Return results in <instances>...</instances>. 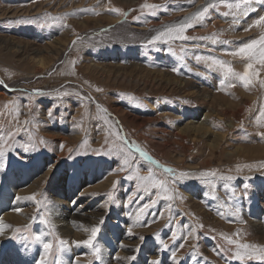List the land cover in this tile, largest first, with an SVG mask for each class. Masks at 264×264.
I'll list each match as a JSON object with an SVG mask.
<instances>
[{
    "label": "rangeland",
    "instance_id": "rangeland-1",
    "mask_svg": "<svg viewBox=\"0 0 264 264\" xmlns=\"http://www.w3.org/2000/svg\"><path fill=\"white\" fill-rule=\"evenodd\" d=\"M199 1L0 0V113H7L0 115V131L16 133L9 140L14 147L6 152L2 171L28 173L37 169L46 177L33 191L43 194L44 206L38 213L36 204L28 223H9L12 228H8V237L0 238V263L11 254L22 256L26 264H37L43 254L40 243L30 242L25 248L11 239L17 227L28 225L26 235L30 236L43 232L54 250L55 236L68 241V248L74 241L88 238L90 231L78 238L75 234L62 235L52 222V194L62 182L67 195L77 185L71 197L77 200L72 207L82 209L76 211L78 216L81 213L76 224L90 229L103 219L94 241L101 248L100 259H95L89 246L80 245L84 257L72 264H108L103 259V244L113 247L109 264H151L152 260L174 264V249L178 264H241L233 258L235 246L229 245L224 235L241 243L264 246V232L253 225L261 223L264 231V138L257 135L264 128L255 123L264 106V87L257 79L246 89L227 74L229 66L237 72L244 70L245 62L228 51L259 38V28L244 29L264 15V4L256 0L254 10L234 25L231 14L223 15L230 10L215 1L218 8L209 10L210 18L203 26L187 30L186 35L196 39L148 45L157 31L182 21L184 13ZM144 4L158 7L142 8ZM111 8L128 15L111 12ZM117 17L115 23H108ZM213 34L215 43L199 39ZM39 57L47 58L45 67L37 66ZM214 59L227 63L214 64ZM156 77L181 78L185 85L177 89L173 84L157 82ZM259 79H264V69ZM221 80L225 81L223 85ZM229 83L234 86L228 87ZM34 89L45 94L35 96ZM8 101L14 104L5 109ZM217 104L226 108L225 114H218ZM198 107H202L203 114L191 116ZM16 120L27 131H19ZM201 120L211 132L180 130L189 121ZM24 121L29 123L25 125ZM116 132L175 170L176 183H172L171 174L136 154L140 175H147L151 167L157 179L168 180V193L137 192V182L126 178L130 173L118 171L122 157L102 154L112 143H118ZM29 139L38 150L24 152L19 147ZM41 139L44 144H39ZM213 170L216 177L199 176L201 171ZM181 171L192 175L180 179ZM221 176L234 177L227 181L234 195L230 196L223 187L226 181ZM116 181L119 183L113 190ZM109 192L114 198L111 205L106 195ZM168 194L173 196L171 201L163 199ZM63 197L60 196L69 200ZM153 200L157 202L140 211ZM237 209L238 217L233 215ZM42 219H48L49 225ZM53 226L55 236L51 234ZM192 228L195 233L187 235ZM173 233L177 237L186 235L187 239L173 243ZM161 240L169 248L164 249ZM181 243L183 248L179 247ZM217 251L221 254L217 255ZM64 254L58 256L61 264H65ZM132 256L136 257L134 261L129 260ZM48 260L54 262V257L49 255ZM248 264L264 262L251 260Z\"/></svg>",
    "mask_w": 264,
    "mask_h": 264
},
{
    "label": "snow or ice",
    "instance_id": "snow-or-ice-1",
    "mask_svg": "<svg viewBox=\"0 0 264 264\" xmlns=\"http://www.w3.org/2000/svg\"><path fill=\"white\" fill-rule=\"evenodd\" d=\"M194 0H188V3H193ZM256 2V0H237V2H228V0H219V4H224L230 12H224L223 15L227 17L229 14L233 17V24L236 25L240 22V18L247 15L249 10L252 9V4ZM258 2L264 4V0H258ZM158 6L154 4H144L142 5V8L147 9H153L155 10ZM218 3H208L207 6L202 7L200 10L196 11L192 15L185 17L180 21L179 23L172 24L170 26H166L163 30L157 31L155 35L151 37L147 41L148 45H155L158 42H163L165 44H169L171 42L175 41H182L187 42L189 40L196 39L195 37H190L186 35V32L190 28H194L196 26H203L204 22L209 19V10L210 9H217ZM111 12H114L116 14H120L123 16H127L128 13L122 11L119 8H111L108 9ZM234 10V11H233ZM88 11H92L89 9ZM98 14V13H97ZM153 15H155V11L152 12ZM67 26V25H65ZM256 27L260 29V36L257 39H251L249 42L243 43L240 47L228 51V54L240 58L242 61L245 62V67L242 72L235 71L232 67L227 68V74L231 77L232 80L238 81L241 83L246 89L249 86H252L256 80L258 79L259 84L264 87V79H259V73L262 69H264V15H260L257 19H255L251 24L248 25L247 28L244 29V31H249L251 28ZM200 40L205 39H212L215 43V34H213L212 37H200ZM75 44V41H73ZM224 43H230L228 41H224ZM227 51V50H226ZM183 59V57L181 58ZM199 59V57H197ZM74 63V62H73ZM214 64H219L223 66L227 62L219 59L213 60ZM259 66V67H257ZM173 71H178L177 69H173ZM3 82L0 81V84ZM221 85L225 83L224 80H221ZM234 84L229 83L228 87H233ZM96 91L100 92L102 89L97 88ZM45 93L43 90L34 89L33 95L35 96H43ZM67 95V93H65ZM91 99V98H90ZM14 104V101H8L5 103L4 108L7 109L9 105ZM97 107L99 108L100 105L97 104ZM106 112V110H104ZM17 116L19 115V110H16ZM0 115H7V113H0ZM49 116H51V110L49 111ZM18 125L19 131H27L26 128L19 126V121H14ZM25 125L28 124V121L23 122ZM255 123L257 127L264 128V106H261L259 109V113L255 118ZM14 131H8L7 133H4L0 131V170H3L5 168V162L4 158L6 155V152H10L13 150L14 145L9 144V140H12L15 136ZM257 135H259L261 138H264V132H258ZM116 140L118 143H112L111 146L107 149V151H104L103 155H109V156H119L122 157L121 164L118 168V171L120 172H127L130 173L126 176L129 180H135L137 182V192H144L147 193L151 190H162L164 193L169 192L168 187V180L166 179H157L154 175L153 169L151 167L148 168V174L147 175H140L139 173V167L136 163L137 156L142 158L143 161H146L150 165H154L157 168H162L165 173L171 174L170 179L172 180V183H176V172L171 167H166L162 164H160L159 161L155 160L149 153L144 150L142 147H140L136 142L130 141L127 139L126 136H122L119 134V132L115 133ZM45 141L41 139L39 141V144H44ZM84 144H87V140L83 141ZM106 144H108V141H105ZM19 147H22L24 152H32L38 150V146L36 143H33L31 139L23 145H19ZM61 148H63V145L61 144ZM72 150H70L71 153ZM71 158V156L69 157ZM264 167V165H261ZM237 171H240L239 167L237 168ZM192 174L187 171H181L179 172V178H187L191 176ZM199 176L201 178H207L209 176L216 177L217 173L213 171H201L199 173ZM220 179L226 181V183L223 185V187L229 191L230 196L234 195V191L230 189L229 184L227 181H231L234 179L232 176H221ZM119 183V181H116L113 183V190H115L116 185ZM247 187V186H246ZM136 193H134L135 195ZM92 195H96L93 193ZM107 195V201L108 204L111 205L114 203V198L112 192H109ZM156 195L159 196V191L156 192ZM38 196L40 199H38ZM17 200L25 199L29 201H33L38 206V213L39 208L44 206V200H43V194L42 193H31L28 197H16ZM163 199L171 201L173 199V196L171 194H168L163 197ZM132 197H129V202H131ZM157 201L153 200L151 204L144 205L143 208L140 209L141 212L144 211V209L151 207L154 205ZM75 203V201H73ZM170 207V206H169ZM17 212L20 211L19 208L15 209ZM218 214L223 216L222 212H218ZM162 215V214H161ZM235 216H239V209L236 210V212L233 214ZM42 222L45 225H49L50 221L48 219H42ZM139 222V217H137L136 223ZM103 224V219L100 221V225L92 226L90 229L85 228V231H90V235L87 239L82 241H74L77 246L80 245H86L89 246L92 249V255L95 257V259H100V253L101 248L94 243L96 240L98 233L100 231V227ZM199 227H203V225H199ZM11 228V225L5 224L2 219H0V236H3L5 233V229ZM29 226L25 225L23 228L17 227L13 230L11 239L17 240L18 242L25 245V248H27V245L31 243H40L43 247V254L40 256L39 260L37 261V264H61V261L59 260L58 256L61 253H64L68 249V241L60 239L58 236H55V229L54 226L52 227L51 234L55 236L56 239V246L55 250L53 247V243L51 241H46L44 239V233L37 234L35 236L26 235L28 233ZM196 229L192 228L190 232L187 235H193L195 233ZM127 232L129 235L132 234V228L129 227L127 229ZM223 235V234H222ZM141 241H143L144 237H139ZM177 239L186 240V235H181L180 237H177L175 233L172 234V240L173 243ZM224 239L227 241L229 245L235 246V254L234 259L239 260L241 264H248V261L251 260H258L261 262H264V246L262 245H255V244H249V243H241L238 239H233L231 236L224 235ZM164 249L169 248V245L167 243H164V241H160ZM180 248L184 247V244L181 243L179 245ZM221 252L217 251V255H220ZM49 255H52L54 257V262H50L48 260ZM136 259L135 256L129 257V260L134 261ZM172 259L174 261V264H178V260L176 257V250L174 249L172 251ZM151 264H160L159 260H152Z\"/></svg>",
    "mask_w": 264,
    "mask_h": 264
},
{
    "label": "bare ground",
    "instance_id": "bare-ground-1",
    "mask_svg": "<svg viewBox=\"0 0 264 264\" xmlns=\"http://www.w3.org/2000/svg\"><path fill=\"white\" fill-rule=\"evenodd\" d=\"M215 1H218V0H200L194 6V8H192V9L188 10L187 12H185L182 17L185 18V17L190 16L193 12L197 11V9H199L204 2H206V5H207L208 3H213ZM118 19H119V17L109 21L108 23H111V22L115 23ZM164 25H166V23ZM59 42H61V41H59ZM45 58L46 57H39L38 60H37V66L45 67L46 66ZM156 79H157V82L164 81L166 83L173 84L174 87H177V89L180 88V87L184 88V85H185V81H183V79H181V78L177 79L176 77H172V79L169 78V79L164 80L162 78H157L156 77ZM211 98H213L215 100L216 97H211ZM213 99H211V100H213ZM150 105L151 106H155V103L154 102H150ZM160 108L162 109L163 107L160 106ZM215 109H216V111H218V114H220V115L225 114L226 108L220 107L217 104ZM157 110L160 111V109H158V108H157ZM202 111H203L202 107H198V108L193 110V113H192L191 116H193V117L200 116V115L203 114ZM186 129L194 132V134H196L197 132L199 134L203 133V132L204 133L211 132V129L209 127H207L205 125L204 121H202V120L198 121V122L189 121L187 124H185L183 127L180 128V130H182V131H184ZM151 150H153V149H151ZM43 176H44V174H42L41 171H39L37 169H33L32 171H29L28 173H24L21 170L12 171L11 173H9V172L8 173H4L2 170H0V219H2L5 224L9 225L10 222L12 224L13 223H17V224L23 223V224H25V223H28L30 221V219L33 216V213H34V211L36 209V207H35L36 203L33 202V201L25 200V199L17 200L16 197L17 196L28 197L29 193H31V192L33 193V191L38 190L40 188L41 183L43 182L44 178H46V177H43ZM76 187H77V185H76ZM76 187L72 188V190L69 191L68 195H67L66 193H64V191H66L65 182H62L61 183V188L59 190L53 191V194H52V197H53V200H52V222L57 226V228L59 229V231H60V233L62 235L73 234V236H74V234H75L76 237L77 236L81 237L83 235L88 234V231L84 230V226L76 224V222H77L76 220L78 218H81L80 217L81 213H79V216H78V213L76 211L82 210V209H79V208H76V207H72V205H71L73 203V201H74V199H72L71 197H74V195L76 193V189H77ZM60 196H62V197L63 196L64 197L68 196L69 200L66 202V200L60 198ZM78 197H77V199H78ZM75 202H77V200H75ZM65 206L67 208H65ZM17 208L20 209L19 212H17L15 210ZM95 212H96V210H95ZM82 216H83V214H82ZM90 217H88V218H90ZM96 217H98V215L95 216V218ZM92 221H93V219H92ZM253 225L257 229H259L261 232H264L261 223L255 222ZM255 232H256V230H255ZM6 237H8V229H5L4 235L0 236V238H6ZM116 245L121 247L118 243ZM103 247H104L103 259H104L105 262H107L109 264L111 262L110 261V257H111V254L113 252V247L112 246H107L105 244H103ZM124 250H125V248H124ZM82 251H83V247L77 246V245H73V243L70 244L68 250L64 254L65 264H72L73 262L74 263L77 262L78 258H80V257H82L84 255ZM124 254H127V253H124ZM121 257H123V256H121ZM21 258H22V256H21ZM21 258L15 256V255L9 254L6 257L7 261L4 260L0 264H26V263H24L25 260L24 259L21 260Z\"/></svg>",
    "mask_w": 264,
    "mask_h": 264
},
{
    "label": "water",
    "instance_id": "water-1",
    "mask_svg": "<svg viewBox=\"0 0 264 264\" xmlns=\"http://www.w3.org/2000/svg\"><path fill=\"white\" fill-rule=\"evenodd\" d=\"M205 4H206V3H205ZM205 4L201 5L200 9H201L202 7H204ZM200 9H197V11L200 10ZM195 12H196V11H195ZM178 23H179V22H178ZM174 24H176V23H174Z\"/></svg>",
    "mask_w": 264,
    "mask_h": 264
}]
</instances>
